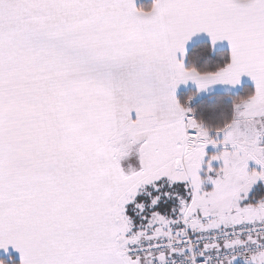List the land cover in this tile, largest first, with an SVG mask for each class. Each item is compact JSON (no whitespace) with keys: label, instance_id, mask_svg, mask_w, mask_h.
Here are the masks:
<instances>
[{"label":"snow or ice","instance_id":"6c2138e0","mask_svg":"<svg viewBox=\"0 0 264 264\" xmlns=\"http://www.w3.org/2000/svg\"><path fill=\"white\" fill-rule=\"evenodd\" d=\"M237 261L264 264V0H0V264Z\"/></svg>","mask_w":264,"mask_h":264},{"label":"trees","instance_id":"16d2710c","mask_svg":"<svg viewBox=\"0 0 264 264\" xmlns=\"http://www.w3.org/2000/svg\"><path fill=\"white\" fill-rule=\"evenodd\" d=\"M194 46L206 51L211 47V44L208 42H201ZM228 53V50H215L210 56L209 66L222 63L223 60L227 59ZM253 90V86L245 85L244 89L236 94L215 93L201 98L196 96L193 102V107L196 108L198 117L201 118L205 124L215 126L221 123L224 118L231 115L234 99L244 97ZM193 92L195 91H182L179 93L178 98L183 102V100Z\"/></svg>","mask_w":264,"mask_h":264},{"label":"crops","instance_id":"0c3cea01","mask_svg":"<svg viewBox=\"0 0 264 264\" xmlns=\"http://www.w3.org/2000/svg\"><path fill=\"white\" fill-rule=\"evenodd\" d=\"M201 42H208L211 44L210 37L207 34L201 33L198 34L196 37L193 38V41L190 45V48L194 45L201 43ZM215 50H228L229 47L226 41L224 42H217L215 45ZM245 85H251L254 88V82L247 76H243L241 78V84L233 87L231 85H224V84H217L214 86H211L210 89L207 92H202L197 95L198 98L210 96L215 93H227V94H236L242 91L245 87ZM188 90H196L195 85L192 83H189L187 86L181 85L180 88L177 90V97L180 92L182 91H188Z\"/></svg>","mask_w":264,"mask_h":264},{"label":"built area","instance_id":"2783aa9c","mask_svg":"<svg viewBox=\"0 0 264 264\" xmlns=\"http://www.w3.org/2000/svg\"><path fill=\"white\" fill-rule=\"evenodd\" d=\"M237 264H243V262L242 261H237Z\"/></svg>","mask_w":264,"mask_h":264}]
</instances>
